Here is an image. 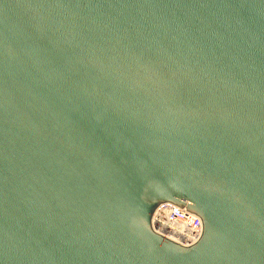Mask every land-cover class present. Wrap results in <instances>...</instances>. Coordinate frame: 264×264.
<instances>
[{
  "label": "water",
  "instance_id": "95a60500",
  "mask_svg": "<svg viewBox=\"0 0 264 264\" xmlns=\"http://www.w3.org/2000/svg\"><path fill=\"white\" fill-rule=\"evenodd\" d=\"M0 264H264V0H0Z\"/></svg>",
  "mask_w": 264,
  "mask_h": 264
},
{
  "label": "built area",
  "instance_id": "2783aa9c",
  "mask_svg": "<svg viewBox=\"0 0 264 264\" xmlns=\"http://www.w3.org/2000/svg\"><path fill=\"white\" fill-rule=\"evenodd\" d=\"M153 231L181 246L194 244L201 236V219L172 203H162L151 217Z\"/></svg>",
  "mask_w": 264,
  "mask_h": 264
}]
</instances>
